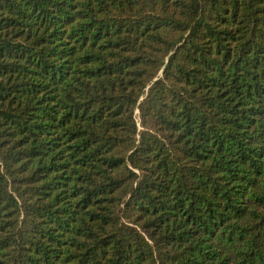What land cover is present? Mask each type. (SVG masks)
Returning <instances> with one entry per match:
<instances>
[{
	"label": "trees",
	"instance_id": "obj_1",
	"mask_svg": "<svg viewBox=\"0 0 264 264\" xmlns=\"http://www.w3.org/2000/svg\"><path fill=\"white\" fill-rule=\"evenodd\" d=\"M0 264H264V0H0Z\"/></svg>",
	"mask_w": 264,
	"mask_h": 264
}]
</instances>
